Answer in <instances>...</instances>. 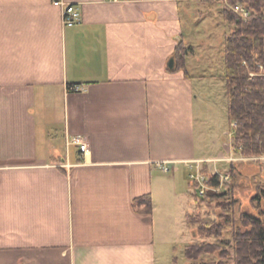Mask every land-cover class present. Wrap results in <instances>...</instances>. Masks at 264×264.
I'll return each mask as SVG.
<instances>
[{
    "label": "crops",
    "instance_id": "1",
    "mask_svg": "<svg viewBox=\"0 0 264 264\" xmlns=\"http://www.w3.org/2000/svg\"><path fill=\"white\" fill-rule=\"evenodd\" d=\"M63 1L75 26L54 0H0V264H161L179 175L235 163L208 143L199 95L219 70L197 60L209 8Z\"/></svg>",
    "mask_w": 264,
    "mask_h": 264
},
{
    "label": "trees",
    "instance_id": "2",
    "mask_svg": "<svg viewBox=\"0 0 264 264\" xmlns=\"http://www.w3.org/2000/svg\"><path fill=\"white\" fill-rule=\"evenodd\" d=\"M229 1L231 4L247 5L251 10L248 19L228 8L223 10L225 21L232 27V32L224 41L227 115L230 123H237L233 127L232 149L235 156L260 159L264 156V0ZM192 51V47L183 42L179 44L175 55L177 70L185 68ZM259 159L256 161L261 169L263 163ZM230 172L234 183L229 190L219 194H192L199 204L221 207L220 218L224 219V223L206 218L200 211L186 214L185 221L190 229L196 230L202 238L216 237L217 240L188 245L185 248L188 264H229L230 260L234 264H264V211L261 216L240 211L239 219L236 218V207L242 205L236 196L241 171L235 163H231ZM211 181V185L219 186L217 175H213ZM256 188L258 196L253 199L261 201L264 199V178ZM136 207L140 212L151 211L150 197L138 198ZM225 224L231 225L232 233L229 238L221 239ZM217 252L218 261L204 260Z\"/></svg>",
    "mask_w": 264,
    "mask_h": 264
},
{
    "label": "rangeland",
    "instance_id": "3",
    "mask_svg": "<svg viewBox=\"0 0 264 264\" xmlns=\"http://www.w3.org/2000/svg\"><path fill=\"white\" fill-rule=\"evenodd\" d=\"M199 2L200 0H192V6L197 7ZM203 4L204 7L209 8L210 12L206 15L204 21L202 23L200 22L201 24L197 26V28L200 27L201 31L195 36V44L198 46L199 50L197 60L199 59V61L205 65L208 64L206 61L214 57V63L216 67H219V70L215 72L217 79H215V81H208V79L206 81L208 85L203 88V91H199V95H201L202 98L201 101L205 103L204 112L208 117V143H210V141H216V143L220 146L217 154L219 156L222 154L225 157V161H234L237 169H240L241 171V174L238 176L236 196L239 198L242 205L240 207H236V218L239 219L240 211L261 216V212L264 211V199L257 201L253 198L258 196L256 186L264 178V156L259 159L258 157L251 158L233 155L230 156L229 160L226 159L229 154H231L233 124L231 123L230 125L228 119L226 84L221 78L223 75L222 67L224 66L222 54L224 51V39L232 32V27L225 21L223 10L224 8H228V10L234 12L231 7L234 4H231L229 0H209ZM242 5L248 8L247 5ZM214 155H216V153ZM257 159L263 163L261 169L256 161ZM209 165L212 167L214 166V163H210ZM230 165L228 162H218L216 164L218 169L215 171H211L205 166L202 168L201 174L206 176V181H208L207 184L209 185L206 192L219 194L231 188L234 180L230 172ZM213 175H217L219 177V186L211 185V178ZM223 176H229V179L228 182H225L224 186L221 188V179ZM178 184V193L180 196L176 201L177 205L173 208V214L170 216L171 220H169V222L167 221L170 230H167L166 234L168 237L165 239L166 244L162 246L161 264H188L189 262L185 256V248L188 245L203 242H217L216 237L202 238L198 235L196 230L190 229L185 221L187 213L194 214L195 212L200 211L206 218L211 217L224 223V219L220 218L223 211L221 207L214 204L210 206L208 203L199 204L195 198L190 196L192 193H199V186L196 182H193L190 177H188V172L179 175ZM236 224H239L238 221H236ZM244 229L245 228L243 227L242 230ZM231 233V225L225 224L221 239L229 238ZM217 254L219 253L217 252L213 256H206L204 260L218 261L219 256ZM229 264L234 263L230 260Z\"/></svg>",
    "mask_w": 264,
    "mask_h": 264
},
{
    "label": "built area",
    "instance_id": "4",
    "mask_svg": "<svg viewBox=\"0 0 264 264\" xmlns=\"http://www.w3.org/2000/svg\"><path fill=\"white\" fill-rule=\"evenodd\" d=\"M119 1V0H113ZM220 1H228V0H220ZM54 4L60 6L63 10V21L64 24L68 27L75 26L81 21V12L75 7V5L66 3L63 0H54ZM233 11L240 15L242 18H249L251 16V10L246 8L242 4H234L231 6ZM263 69V67H262ZM254 76V74H252ZM74 91L78 90V87L71 88ZM233 127H236L237 123L233 122ZM80 151L84 160H87L91 154V145L90 140L87 138L80 144ZM165 171H169V169H165ZM229 176H223L221 181V188L224 186L225 182H228ZM190 178L193 182H196L199 186V193L204 195L209 185L206 181V176L201 174V171L198 169L197 172L190 174ZM220 185V184H219Z\"/></svg>",
    "mask_w": 264,
    "mask_h": 264
},
{
    "label": "water",
    "instance_id": "5",
    "mask_svg": "<svg viewBox=\"0 0 264 264\" xmlns=\"http://www.w3.org/2000/svg\"><path fill=\"white\" fill-rule=\"evenodd\" d=\"M170 66H171V67L174 66V59L171 60V62H170Z\"/></svg>",
    "mask_w": 264,
    "mask_h": 264
}]
</instances>
